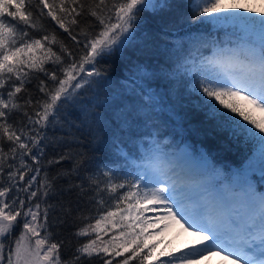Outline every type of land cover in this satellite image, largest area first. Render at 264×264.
Segmentation results:
<instances>
[{
    "label": "snow or ice",
    "instance_id": "obj_1",
    "mask_svg": "<svg viewBox=\"0 0 264 264\" xmlns=\"http://www.w3.org/2000/svg\"><path fill=\"white\" fill-rule=\"evenodd\" d=\"M32 5L33 0H0V178L5 176V168L8 169L7 184L0 179V264H62L63 241L50 242L47 233L49 209L53 208L47 200L54 185L47 169H44L43 176L41 172L45 162L51 167L63 160H73L72 171L76 172L83 167L85 160L82 154L73 159L70 153L46 159L45 149L59 143L54 136L49 138L48 129L51 126L54 134L61 112L79 90L95 83L90 78L103 75L95 70L97 58L110 55L130 43L139 27L138 22L142 20V13L167 6L156 0H92L87 11L98 22L100 30L92 35L82 30L86 51L78 62L73 60L58 69L63 74L60 78L57 70L49 72L45 65H63L62 55L71 57L72 53L63 41L58 40L55 32H48L41 18L46 9L47 17L68 33L72 41L80 44L68 25L78 24L76 17L83 14L85 4L81 0H35L36 14ZM192 7L194 19L200 22L205 19L209 22L243 20L249 21L256 30L257 24L264 29V19L239 15L221 17L219 13L225 11L223 0H193ZM260 15L264 16V12ZM32 33L42 34L36 38ZM55 45H58L59 53L53 50ZM85 65H92V70L86 69ZM33 72L43 73L54 82L49 89L43 80L40 81L39 91L45 98L35 103L30 95L26 99L19 96L26 91L25 85L31 82ZM194 78V87L202 94L203 106L217 126L233 136H246L257 142L264 161V38L258 44L249 40L242 58L225 57L223 53L207 58L196 68ZM205 97L206 101L203 100ZM14 113H19L20 118L9 122ZM25 157L32 165L25 163ZM17 159L18 166L14 163ZM138 159L141 162L136 165L131 181L104 170L89 175L87 184L71 185L70 192L79 189L78 194L89 195L98 210L104 208L106 197L115 210H106L95 224L89 223L75 233L77 237L95 233V238L78 246L71 259L63 264H84L85 257L91 259L101 253L104 257H111L103 259V264H113V259L128 251L131 254L120 264H130L132 260L145 264L158 247L145 245L146 228L158 223H164L166 228L173 222L195 240L179 253H159V264H197L216 253L222 254L230 264H264V195L257 196L250 186L243 189L241 195L248 211L225 220L220 215L222 200L213 195L214 189L196 172L178 171L175 161L159 143H154ZM200 162L201 167H207L204 157H200ZM13 189L17 195L6 202L5 198ZM63 210L70 212V209ZM149 211L157 215L146 220L144 214ZM117 216L121 220L131 218V221L121 224L124 230L119 235L104 241L100 235L102 222ZM18 218H21L22 230L13 239L14 229L20 223ZM42 229L45 231L43 236ZM6 241H9L7 247ZM160 256L167 258L161 260Z\"/></svg>",
    "mask_w": 264,
    "mask_h": 264
},
{
    "label": "trees",
    "instance_id": "obj_2",
    "mask_svg": "<svg viewBox=\"0 0 264 264\" xmlns=\"http://www.w3.org/2000/svg\"><path fill=\"white\" fill-rule=\"evenodd\" d=\"M81 2L85 4V9L81 16L76 17L78 24L68 25L80 44L72 41L68 33L47 17L46 9L45 16L41 18L48 32H55L58 40L63 41L72 53L71 57L62 55L63 65H45L49 72L57 70L60 78H63V74L58 69L73 60L78 62L86 51L83 48L86 40L81 34L82 30L89 35L100 30L98 22L87 11L92 0ZM156 2L167 6L142 13L139 27L133 33L134 39L112 54L97 58L95 70L103 75L90 78L95 83L79 90L69 106L61 112L54 134L51 126L48 129L49 138L54 136L59 143L45 149L46 159L70 153L73 159H78V154H82L85 160L83 167L76 172L72 171L73 160H63L51 167L45 162L41 172L43 176L44 169H47L49 180L54 185L47 200L48 204L53 205L49 209L47 233L50 242L63 241L62 264L71 259L78 246L95 238L94 233L86 237H77L75 233L89 223L95 224L100 215L106 214V210H115L107 197L104 208L98 210L89 195L78 194L79 189L70 192L71 185L87 184L89 175L104 170L113 172L117 178L131 181L136 165L141 162L138 157L149 151L154 143H159L166 152H176L180 147L187 146L194 157L206 156L209 159L210 173L220 172L223 179L230 180L240 178L244 171L258 188L264 189V161L260 157V145L246 136H233L231 132L218 127L203 106L202 94L194 87L196 68L212 57L211 52L216 47L235 43L237 33L231 29L217 28L208 19L203 22L195 20L191 0ZM32 10L36 14L35 0ZM253 18L260 20L264 16ZM41 34L32 33L36 38ZM53 50L59 53L58 45L53 46ZM85 67L88 70L93 68L92 65ZM30 75L31 82L26 83V91L19 96L26 99L30 95L35 103L45 98L39 91L40 81L43 80L49 89L54 82L43 73L33 72ZM19 102L22 104L23 99ZM19 118L20 114L14 113L9 122ZM14 163L18 166L19 159ZM25 163L32 165L27 157ZM7 171L5 168V176L0 178L4 184H7ZM58 173L70 175L57 176ZM53 177L56 179L53 180ZM10 192L16 191L13 189ZM41 207L45 205L42 203ZM63 209H70V212ZM118 219L120 227L127 224L119 216L102 224L108 226L109 233L116 234L119 231H115L117 227L114 222ZM41 233L45 235L44 229ZM109 236L106 233V238L109 239ZM125 256L127 253L113 260V264H120ZM107 258L111 257H104L103 253L91 259L85 257L84 264H103V259ZM130 264H139V261L132 260Z\"/></svg>",
    "mask_w": 264,
    "mask_h": 264
},
{
    "label": "rangeland",
    "instance_id": "obj_3",
    "mask_svg": "<svg viewBox=\"0 0 264 264\" xmlns=\"http://www.w3.org/2000/svg\"><path fill=\"white\" fill-rule=\"evenodd\" d=\"M193 4V0H191ZM223 9L225 11H222L219 13L221 17L223 16H235L239 15L242 17H255L259 16L260 13L264 12V0H223ZM245 9H251L252 11H245ZM213 23L217 27H227V26H235L236 29L239 30L242 37L237 42V46L235 47H229V49H216L213 52V57L217 54L223 53L225 57H231V56H240L242 58L243 55V49L244 46L249 42V40L255 42L256 44L259 43V40L264 38V29H258L253 31V25L250 24L249 21H243V20H220L218 22H210ZM90 66V65H86ZM81 76H84V74H81ZM75 83V82H73ZM170 157L175 161L176 167L178 171L181 170H192L196 172L202 179L207 181V183L214 189L213 195L217 196L219 199L222 200V207L220 208V215L226 220L229 216L236 217L237 215H243L245 212L248 211V208L245 204L244 198L239 194V198L236 200L235 197H230L229 203L236 202L233 206L227 204V199H229V192L225 191V188H228L227 184L221 183V186H216L214 182L212 181L213 176L215 179L221 176V174L212 173L211 176L208 174L203 175L204 171L200 164H198L197 160L193 158V156L190 154V150L187 147H182L178 152L172 153L170 152ZM28 179V178H27ZM26 179V180H27ZM35 187V185H34ZM249 187H244L243 189H247ZM251 191L254 192L257 196L264 195L257 192L254 188L250 187ZM16 192H10L8 196L5 198L6 202H10L13 197L16 196ZM231 194V193H230ZM144 207L151 208L152 205H144ZM157 213L155 212H145L144 218L147 220L150 217H155ZM116 220V219H115ZM124 220L127 221V224L130 223L131 218H125ZM18 221H20L18 227L14 229L13 232V239L17 237L22 230V221L21 218H18ZM148 223L151 224V220H148ZM115 227H117L115 231H119L118 233H109L108 232V226L101 224V231L100 235L104 241H107L111 239L114 235H119L122 230V228L119 226L120 220L118 219L115 223ZM107 228V229H106ZM160 229H163V231H160ZM136 231L139 232L140 228L137 226ZM106 233L109 234V239L106 238ZM148 233H153V235H148ZM41 236L42 233H41ZM95 236V233H94ZM146 239L144 240L145 245L152 246V245H158V247L155 248L153 252V257L151 260L146 261L145 264H159V260L157 259V256L161 252H173V253H179L181 250H186L190 245L193 244L195 238L191 236L188 232H185L183 229L180 228L178 224L169 223L168 227H164V223H158L154 226L146 228L145 231ZM9 241H6V247L8 245ZM162 247V249H161ZM146 250V249H145ZM127 253V256H129L131 253L130 251L124 252V255ZM121 257V256H120ZM120 257H116L113 260H118ZM166 256H160L159 259H166ZM197 264H230L229 261H225L223 259L222 254L216 253L211 256H206L203 259L199 260Z\"/></svg>",
    "mask_w": 264,
    "mask_h": 264
}]
</instances>
